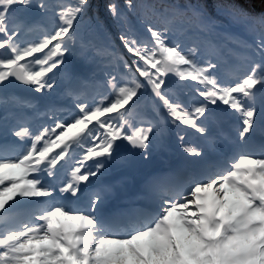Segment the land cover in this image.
I'll return each instance as SVG.
<instances>
[{"label": "snow or ice", "instance_id": "obj_1", "mask_svg": "<svg viewBox=\"0 0 264 264\" xmlns=\"http://www.w3.org/2000/svg\"><path fill=\"white\" fill-rule=\"evenodd\" d=\"M0 264H264V0H0Z\"/></svg>", "mask_w": 264, "mask_h": 264}, {"label": "rangeland", "instance_id": "obj_2", "mask_svg": "<svg viewBox=\"0 0 264 264\" xmlns=\"http://www.w3.org/2000/svg\"><path fill=\"white\" fill-rule=\"evenodd\" d=\"M60 83L62 87L63 83L62 82ZM174 142L177 143L176 146L169 145V151L164 154L165 156H168V158L166 159H178L179 152L181 151V149H180L178 140H174ZM54 151H58V149H55ZM157 159L158 160L160 159L159 155H157ZM129 160H130L129 166L126 169H124V171L128 169L135 170V171H137L138 169L148 170L151 168V165L141 162L139 160V157H130Z\"/></svg>", "mask_w": 264, "mask_h": 264}]
</instances>
